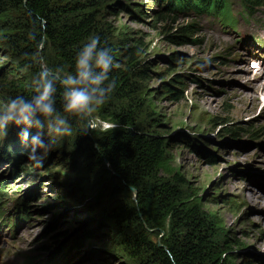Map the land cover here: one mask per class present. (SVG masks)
<instances>
[{
    "label": "rangeland",
    "instance_id": "1",
    "mask_svg": "<svg viewBox=\"0 0 264 264\" xmlns=\"http://www.w3.org/2000/svg\"><path fill=\"white\" fill-rule=\"evenodd\" d=\"M112 1L122 9L108 21L142 40V58L151 61L152 80L137 87L138 96L143 98L144 86L155 88L158 80L167 81L174 72L186 86L177 102L160 94L155 100L140 99L136 115L143 131L153 132L154 123L159 124L156 130H164L160 135L169 144L170 166L194 191L193 200L204 216L216 224L218 244L233 242L230 264H264V90L253 88L264 82V5L254 8L252 17L243 13L228 22L231 27H224L206 17L182 14L156 24L151 13L158 9L155 3ZM237 4L240 7L239 0H231L235 13L240 10ZM190 23L197 26L196 33L184 43L169 40L175 27ZM40 50L30 21L1 0L0 106L12 97L2 81L35 83L34 70L43 68ZM79 118L84 123L75 122L76 129L58 139L40 167L33 168L27 160L31 145L21 142L23 124L10 125L0 135L2 155L9 158L11 152L19 160L14 168L12 161L0 163V185L5 189L0 201L7 214L1 221L0 264H139L140 254L129 257L122 236L138 227L128 210L135 191L126 193L118 179L110 183L107 165L78 137L80 130L89 136L110 126L94 113L92 129L85 127L86 117ZM232 126L248 133L222 134ZM38 132L46 139L44 127L28 133L29 138ZM42 151L36 149L37 154ZM59 195L64 198L56 202ZM21 201L30 205V219L20 222L18 216H25ZM83 229L93 237L80 240L78 252L66 253L67 240L54 245L60 234ZM155 233L145 236L155 242Z\"/></svg>",
    "mask_w": 264,
    "mask_h": 264
},
{
    "label": "trees",
    "instance_id": "2",
    "mask_svg": "<svg viewBox=\"0 0 264 264\" xmlns=\"http://www.w3.org/2000/svg\"><path fill=\"white\" fill-rule=\"evenodd\" d=\"M2 1L18 9L33 25L36 41L41 44L42 66L58 77L74 72V57L89 37L99 36L98 47L111 49L115 66L109 72L108 79L114 86L93 113L101 122L115 127L93 132L89 136L81 130L77 132L89 153L109 168L107 172L110 183L118 179L126 193L131 189L135 191L128 210L133 213L138 227L122 235L124 245L129 249V257L133 259V254L139 253V264H230V260L234 258V253L230 251L233 242L225 239L222 244H218L216 224L204 216L200 206L193 200L196 197L194 191L190 190L184 178L170 166L167 152L169 144L160 135L164 130H156L159 124L154 123L153 132L143 131L136 115L140 99L155 100L159 94L169 97L171 102L181 99L186 87L183 77L174 72L167 81L158 80L159 86L155 88L144 86L143 98L138 96L137 87L152 80L149 72L151 61L142 58V40L128 29L118 28L108 21L110 17L120 15L122 8L119 3L114 4L112 0ZM148 1L155 3L158 8L151 10L156 24H165L168 20L172 22L176 15L182 14L186 17H206L224 27H231L228 22L234 23L235 17L244 16L243 13L252 17V10L264 5L261 0H239L240 7L238 4L237 7L240 10L235 13L231 0ZM196 27L194 23L175 27V32L167 36L172 43L181 44L196 33ZM34 71L37 80L40 69L36 68ZM5 82L2 81L4 84L1 86L12 97L24 95L30 98L35 95L36 83L28 86L19 79L16 83ZM53 83L56 89L53 95L56 109L54 117L67 119L71 127L77 121L83 124L84 120L78 114L63 111V86L59 79ZM107 85L108 80L104 82V87ZM35 119L43 121L39 116ZM23 128L24 125L20 127ZM39 128L41 127L31 126L27 131L31 133ZM244 133L248 132L239 126L227 127L222 131V134H230L232 137ZM4 152L0 151V163L12 161L14 168L19 160L11 152L8 154L9 158L4 157ZM4 191L0 185V198L5 197ZM63 198L61 195L57 196L56 202ZM25 203L21 201L22 211L30 206ZM3 207L0 201V218L7 217ZM26 217L28 218V214ZM17 219L21 222L26 218L19 215ZM151 231L158 232L155 233V242L145 236L146 232ZM58 237L54 245L67 240L66 244L69 246L66 253H72L78 252L80 240L92 239L93 233L83 229L74 235L65 232ZM62 249L61 247L58 251Z\"/></svg>",
    "mask_w": 264,
    "mask_h": 264
},
{
    "label": "clouds",
    "instance_id": "3",
    "mask_svg": "<svg viewBox=\"0 0 264 264\" xmlns=\"http://www.w3.org/2000/svg\"><path fill=\"white\" fill-rule=\"evenodd\" d=\"M99 39V36H91L80 46L74 57V72L67 73L61 78L50 70L41 68L35 81V95L30 98L24 95L10 97L0 106V135H3L10 125L23 124L24 128L21 129L19 136L22 143L27 141L31 145L26 156L33 168L43 165L44 156L55 148L58 139L72 133V127L67 119L56 118L55 123H52L56 113L53 99L56 91L54 80L59 79L64 89L63 111L86 117L85 127L92 126L91 114L111 92L114 85L108 76L115 62L110 48L98 47ZM106 80L108 85L105 88ZM37 116L43 118L44 122L35 119ZM31 126L46 128V139L42 138L39 132L29 138L27 129ZM37 148L43 151L37 154Z\"/></svg>",
    "mask_w": 264,
    "mask_h": 264
},
{
    "label": "bare ground",
    "instance_id": "4",
    "mask_svg": "<svg viewBox=\"0 0 264 264\" xmlns=\"http://www.w3.org/2000/svg\"><path fill=\"white\" fill-rule=\"evenodd\" d=\"M259 75H260V74H259ZM260 76H261V75H260ZM253 88H254V89H261V90H264V82H261V84H260L259 86H257V87H256V86H253ZM108 126H110V129L115 127L114 125H110V124H108ZM241 165H242V166H245L244 163H242ZM249 197H250V196H249ZM257 199H258V198H257ZM258 200L260 201V199H258ZM258 200H257V201H258ZM262 200H263V199H262ZM262 200H261V201H262ZM262 207H264V206H262ZM23 212H24V215H25L26 220H27V219H30V218H27V217H26V215L28 214V212H27L26 210H23ZM28 216H29V215H28Z\"/></svg>",
    "mask_w": 264,
    "mask_h": 264
},
{
    "label": "built area",
    "instance_id": "5",
    "mask_svg": "<svg viewBox=\"0 0 264 264\" xmlns=\"http://www.w3.org/2000/svg\"><path fill=\"white\" fill-rule=\"evenodd\" d=\"M94 125H95V124H94V123H92V126H91V127H88V128L92 129V128H94Z\"/></svg>",
    "mask_w": 264,
    "mask_h": 264
},
{
    "label": "water",
    "instance_id": "6",
    "mask_svg": "<svg viewBox=\"0 0 264 264\" xmlns=\"http://www.w3.org/2000/svg\"><path fill=\"white\" fill-rule=\"evenodd\" d=\"M132 190V189H131Z\"/></svg>",
    "mask_w": 264,
    "mask_h": 264
}]
</instances>
